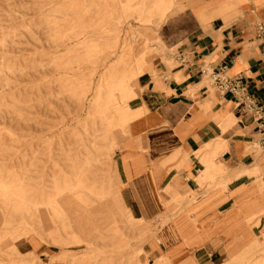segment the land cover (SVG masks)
<instances>
[{
    "label": "rangeland",
    "instance_id": "rangeland-1",
    "mask_svg": "<svg viewBox=\"0 0 264 264\" xmlns=\"http://www.w3.org/2000/svg\"><path fill=\"white\" fill-rule=\"evenodd\" d=\"M187 1L0 0L1 261L172 264L149 242L182 206L136 216L116 148L138 80L175 65L150 40ZM220 264H264V240Z\"/></svg>",
    "mask_w": 264,
    "mask_h": 264
},
{
    "label": "crops",
    "instance_id": "crops-1",
    "mask_svg": "<svg viewBox=\"0 0 264 264\" xmlns=\"http://www.w3.org/2000/svg\"><path fill=\"white\" fill-rule=\"evenodd\" d=\"M259 19L264 0H188L150 40L161 52H154L156 60L175 65L158 63L162 73L152 69L138 80L135 106L143 105V114L120 131L116 149L122 190L136 216L159 221L162 206H182L159 226L161 239L149 242L157 259L220 264L264 240ZM212 68L241 77L262 116L238 104L232 92L210 90L205 76ZM21 247L33 249L28 241Z\"/></svg>",
    "mask_w": 264,
    "mask_h": 264
},
{
    "label": "built area",
    "instance_id": "built-area-1",
    "mask_svg": "<svg viewBox=\"0 0 264 264\" xmlns=\"http://www.w3.org/2000/svg\"><path fill=\"white\" fill-rule=\"evenodd\" d=\"M258 31L259 38H261V40L264 42V23L263 26L260 25V27H258ZM223 68H225V66H223ZM222 73H224L222 70L218 71L214 76L216 83L220 87L219 89H222L225 92H232L237 97L239 103H243L246 107L249 108L250 106L258 111V108L260 107L258 106L257 101L247 92L241 77L235 79H221L222 76L220 74ZM256 110L254 111L256 112Z\"/></svg>",
    "mask_w": 264,
    "mask_h": 264
},
{
    "label": "bare ground",
    "instance_id": "bare-ground-1",
    "mask_svg": "<svg viewBox=\"0 0 264 264\" xmlns=\"http://www.w3.org/2000/svg\"><path fill=\"white\" fill-rule=\"evenodd\" d=\"M263 23H264V20H262V19H259V20H256L255 21V25H256V27L258 28V27H260V25L261 26H263ZM182 61H184V59H182ZM224 72V71H223ZM217 73V72H216ZM216 73L214 72V70H213V68L212 69H210L209 71H207V73H206V76H205V82H206V85L209 87V89L210 90H213V91H217V90H221V91H223V92H225L224 90H222V89H219L220 87L218 86V84L216 83V80H215V75H216ZM222 77H221V79H227V78H229V79H235L234 77H230L229 75H227L225 72L224 73H222V74H220ZM236 78H238V77H236ZM136 79V78H135ZM238 101V100H237ZM116 104V103H115ZM238 104H241V105H243L244 107H246L243 103H239V101H238ZM246 108H248V107H246ZM250 111H254V110H256V109H253L252 107H250L249 106V108H248ZM259 110L257 111L256 110V115L259 117V116H262V110H261V107L260 108H258ZM134 114V113H133ZM257 144H258V146L260 147V148H262V149H264V137H263V139L261 140V139H259V141H257ZM217 160V157H214L213 158V161H216Z\"/></svg>",
    "mask_w": 264,
    "mask_h": 264
}]
</instances>
